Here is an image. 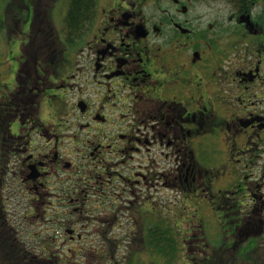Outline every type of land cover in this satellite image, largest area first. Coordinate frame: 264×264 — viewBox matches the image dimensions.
I'll return each mask as SVG.
<instances>
[{"label":"flooded vegetation","instance_id":"1","mask_svg":"<svg viewBox=\"0 0 264 264\" xmlns=\"http://www.w3.org/2000/svg\"><path fill=\"white\" fill-rule=\"evenodd\" d=\"M59 1L22 0L10 28L20 42L0 95V252L115 264L122 241L127 256L152 238L154 210L176 223L192 209L219 219L224 241L191 264H264V0H93L73 25ZM51 96L64 103L55 120ZM176 229L199 248L195 221Z\"/></svg>","mask_w":264,"mask_h":264},{"label":"rangeland","instance_id":"2","mask_svg":"<svg viewBox=\"0 0 264 264\" xmlns=\"http://www.w3.org/2000/svg\"><path fill=\"white\" fill-rule=\"evenodd\" d=\"M28 0H23V3L26 4ZM27 13V9L25 7L16 6L15 4H10L9 1L0 0V15L5 20V26L2 28V32L0 33V95L3 92V90H9L13 87V79H14V73H15V59L14 57L18 54V44L20 42V36H17L13 34V32L10 30L11 25L13 24L14 19H22L25 14ZM63 14L62 12H59L57 9H55L52 12V17L55 20L56 23H61L63 20ZM150 26L155 27V20H149ZM163 21H166L164 18ZM162 21V22H163ZM198 27H203L206 23L203 22V20H200L198 22ZM159 26V25H158ZM157 26V27H158ZM154 34V32H153ZM58 38L62 40L60 37V34H58ZM196 37L192 36L191 39L194 40ZM78 61V58L76 57V51L73 46H64L62 51V58H61V64L64 68H70L75 65V63ZM44 105V113L45 115L52 119H56V115L58 112V108H60L64 103L57 97V96H51L45 100H43ZM0 148H1V135H0ZM225 156H223L215 165L216 168L219 169L220 166L225 164ZM0 159H1V149H0ZM228 181H232V179H228ZM155 213L151 215L147 220L148 223L155 222L154 217H161L163 219L166 218V215L163 213L160 214L159 210H154ZM167 220V219H165ZM169 220V226L171 230H177V225L179 226V229H181V225L184 221H195L197 223V230L200 231V234L198 235L199 240L194 243L193 248H196L195 245L199 244L198 249H193V251L185 250L184 245L181 246L179 244V247L177 249L168 250V246L166 247L165 251L160 250L157 248V246L152 245H145L144 247L136 246L131 252L128 253L127 256H124L127 252H125V247L129 246L127 241H122L121 249L118 250L116 258L118 261L115 264H183L184 262H187V264L194 263L195 260L199 259V254L195 258V254L197 252H204V251H211L213 250L216 252L217 247L221 248V243L224 240L218 239V234H214L215 231L219 228L220 223L219 219H215L206 212L205 214H200L192 209L189 211L181 210V212L178 215V218L176 217V223L172 221V219ZM181 241V239H180ZM247 241V240H246ZM141 244V243H140ZM264 248V241L260 245ZM166 252V253H165ZM252 249H249L244 255L242 256H236V262H239L240 260H246L249 261L253 258ZM98 253V252H96ZM87 256V255H85ZM84 257H81L79 262H75V264H114L111 259H109L107 256H98V258L94 259V257H89V259L84 262ZM121 261L119 262V260Z\"/></svg>","mask_w":264,"mask_h":264},{"label":"trees","instance_id":"3","mask_svg":"<svg viewBox=\"0 0 264 264\" xmlns=\"http://www.w3.org/2000/svg\"><path fill=\"white\" fill-rule=\"evenodd\" d=\"M3 1V0H2ZM5 1V0H4ZM10 1V0H7ZM13 0H11L12 2ZM93 0H71L69 2V11L67 14V18L65 20V23L67 22L69 25H73L79 22L80 18L85 15L84 10H86L90 3ZM5 20L0 15V33L2 31V28L4 27ZM161 224L156 223L154 224L152 228V238L144 240V244L149 246H157L162 251L166 250V247L168 246V250H174L177 249V245L179 244L178 240L174 236V233H171V238L166 237V233L162 235V237L159 236V232L161 231ZM169 229L171 230L170 226ZM42 254L41 257L37 258L36 256L29 255L27 256V259L29 260L28 264H36L39 262V264H42V261L47 259V247L45 249H41ZM166 253V252H165ZM35 257V260L33 263L30 262L31 258ZM217 260V259H216ZM218 263V261H216ZM0 264H23L21 255L20 254H6V253H0Z\"/></svg>","mask_w":264,"mask_h":264}]
</instances>
